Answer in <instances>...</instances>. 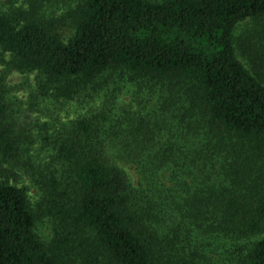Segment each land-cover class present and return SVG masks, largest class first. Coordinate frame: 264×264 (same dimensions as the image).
Returning <instances> with one entry per match:
<instances>
[{
	"label": "trees",
	"instance_id": "1",
	"mask_svg": "<svg viewBox=\"0 0 264 264\" xmlns=\"http://www.w3.org/2000/svg\"><path fill=\"white\" fill-rule=\"evenodd\" d=\"M46 1L0 14L9 67L36 73L41 95L83 105L120 81L159 97L115 112L120 84L46 127L34 210L5 168L34 141L31 123L0 88V264H207L219 243L237 264H264V45L234 37L255 19L264 40V0H72L59 16Z\"/></svg>",
	"mask_w": 264,
	"mask_h": 264
},
{
	"label": "rangeland",
	"instance_id": "2",
	"mask_svg": "<svg viewBox=\"0 0 264 264\" xmlns=\"http://www.w3.org/2000/svg\"><path fill=\"white\" fill-rule=\"evenodd\" d=\"M31 0H0V14H5L10 11L16 10H27L29 8ZM72 0H49L44 2L43 6L46 9L55 10L56 15L59 16L63 14L69 7H71ZM262 22L259 20L251 19L246 20L239 24L234 33L237 49L240 40L245 36H251L256 44L259 45L261 42L264 45L263 28L261 26ZM57 34L61 36L63 40H68L74 32V28L68 24H64L56 29ZM239 58L242 60L240 52ZM12 58L10 54L3 52L0 49V88L5 92V99L7 105L11 108L13 113L18 117L21 114L22 120L31 124H22L23 129L29 130L27 133L31 132L33 140L30 139L26 142L25 154L22 158L13 161L7 165L6 177L9 179L11 184L24 188L29 196L31 205L34 210L37 209V204L40 201L41 194L37 189L36 185L31 179L32 174H36L39 170V166L50 163L53 158V151L49 147V143L44 141V137H47L51 132L47 133L46 127L58 126L57 123H66L75 119L80 113H86L87 111L93 109H99L102 104L108 99L110 100V92L115 86L122 85L120 94L115 100L113 110L119 112L121 110L131 109L136 111L140 105H147V107H153L159 96L156 94H149L145 91L140 92L138 90L139 84L132 83H122L117 81L115 85L109 87V89L102 90V92L95 96L93 103L86 99L85 104L79 105L76 101L65 102L63 100H56L52 95H47L44 97L38 91V76L36 73H21L13 70L9 67ZM246 61V60H245ZM245 64H250L244 62ZM117 88V87H116ZM118 89V88H117ZM119 90V89H118ZM137 90L140 94H137ZM136 96V99L133 98ZM93 98V97H92ZM88 102V103H87ZM87 103V104H86ZM140 104V105H139ZM56 123V124H55ZM30 161H34L36 168H31ZM125 170L129 175L134 186L139 185V176L135 168L131 166H126ZM34 172V173H32ZM37 235L47 242L51 238V224L47 219H42L37 224L36 229ZM239 245H245V242H239ZM229 247V246H228ZM221 243L213 246V251L206 252L205 261L207 259L209 264H237L236 260L232 259V255L225 256L221 255L220 251ZM232 248V244L229 249ZM212 249V248H210ZM231 252V251H230ZM207 257V258H206ZM204 264V263H203Z\"/></svg>",
	"mask_w": 264,
	"mask_h": 264
}]
</instances>
